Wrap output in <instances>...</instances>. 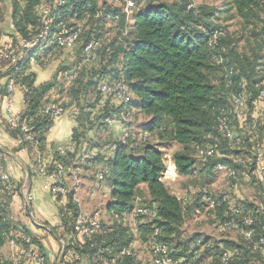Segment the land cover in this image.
<instances>
[{"label": "trees", "instance_id": "obj_1", "mask_svg": "<svg viewBox=\"0 0 264 264\" xmlns=\"http://www.w3.org/2000/svg\"><path fill=\"white\" fill-rule=\"evenodd\" d=\"M40 1H8L11 7L10 17L18 37H31L35 27H40L35 9ZM126 1L133 3L128 12L124 10ZM119 2L123 4L118 6L104 3L98 7V0L65 1V7L57 13L58 20H62L68 28L80 26L79 22L83 25L69 64L60 65L51 81L43 85H35V75L29 71L28 61L17 65L15 72L10 63L0 62V78L8 76L7 83L8 79L13 77L16 86H25L27 89L23 92L24 108L20 116L33 127L37 150L41 152L43 148L45 149V135L52 125V121L41 113L43 105L50 98V92L57 88L58 95L66 96L68 104L79 109L76 119L77 129L80 128V131H73L71 138L75 149H79L81 144L79 137L83 138L86 128L103 127L107 131L101 122L102 118L119 110L110 98L104 97L99 92L98 85L105 79L120 80L127 85L131 94L133 119L136 118L137 113L150 117L149 123L143 125L139 131V133L146 132L148 138L142 142L137 136L136 140L132 130L126 143H118L114 157L109 161L110 171L105 176L110 187L105 211L111 220L108 223L102 220L99 230L93 236L94 241L102 248L111 249L113 253L128 245L134 239L131 237V229L120 219L113 218L112 213L119 216L129 213L139 199L140 204L154 209L156 213L152 221L136 223V228L141 232L140 238L145 241V234L148 236L153 226L158 227L160 240L179 248L182 256L190 257L189 252L196 237L190 239L180 229L185 220L194 214L196 208L206 211L201 197L204 193H210L198 191L193 195V190L188 189L189 193L177 197L169 191L161 180L165 169L162 146L165 143L161 141L163 135L168 138L167 143H175L181 147L180 150L172 153L174 168L180 176L189 177L195 174L197 164L201 167L199 174L208 177L213 170L216 171V164L222 162L236 170L238 175V179L234 182L236 186L241 179H246V176L243 178L240 169L251 170V175L257 182V189L263 196L261 200L263 205H259L257 211L251 206L248 207V204L245 205L243 199H238L234 205L243 212V215L253 217L255 230L253 239H255L264 216V178L256 177L253 156L254 148L264 145V118L261 114L262 107L256 102L258 88L255 86L263 79V75H260L258 70L261 56L259 53L264 46L263 39H256L257 49H252L250 53L238 51L226 37L220 39L216 47L211 48L208 41L215 28L216 16L213 10L197 7L199 13L194 14L192 10H186V6L190 4L187 0L177 2L119 0ZM87 4H90L89 9H86ZM229 4L230 9L245 25L259 22L260 30L256 34L264 36V0H230ZM74 17L80 18V21L72 23ZM107 22L113 24L110 30L114 33H107L111 36L103 34ZM91 38L101 42L96 60L91 64L83 65L74 78L64 76L65 72H70L79 63L82 48ZM11 45L18 48V40ZM37 51L39 50L36 49L32 53L40 60L41 55H38ZM54 53L68 55L66 49L55 44L44 54L50 56V61ZM218 56H222L226 60L224 63L233 67L230 85L224 77V67L215 63ZM59 79H62V83ZM92 89H96L97 94L94 99L88 101L87 94ZM236 90L246 95L245 107L240 113L233 112L229 101L230 92ZM5 92L6 90L2 89L0 94ZM110 102L116 107L107 104ZM220 108L225 109L230 127L240 137L241 144L233 147L220 136L218 149L224 151L226 156L200 163L195 158V145L214 143L213 140H205L204 136L207 132L218 136L215 132V116ZM91 115L94 117L93 121L89 119ZM4 130L14 139L19 135V131L10 129L8 123L4 125ZM152 132L162 136L160 142L150 143ZM23 147L32 149L28 143H21L15 150ZM56 147L57 145L50 150L53 157L50 159L51 162L46 164L48 170L58 166L67 167L66 157L69 154L58 155ZM228 149L238 152L245 150L246 154L241 156L235 152L229 153ZM237 158L245 159L246 165L235 162ZM247 176L250 181V176ZM140 184L146 186L147 201L140 197L141 192L138 191ZM12 185L10 182L0 187L1 194H5L0 201V213L4 215L8 214L7 206L12 196L20 192L19 185L14 188ZM183 197H186V200ZM227 202L231 201L226 199L220 208L209 211L212 214L210 218L220 223ZM64 226L52 227L64 243V256L60 264L65 263L69 250L92 252L88 246H80L76 243L70 227L67 224ZM14 227L9 222H2L0 232H9ZM25 232L43 252L38 239L26 229ZM238 233L241 239L239 242L222 240L216 243L214 251L228 250L230 264H264L263 257L253 248L252 243L243 239L239 231ZM3 242L0 236V244ZM56 261L55 258L50 264H56ZM0 264H12V260H4L0 257ZM44 264H49L46 256ZM124 264H129L128 258L124 259Z\"/></svg>", "mask_w": 264, "mask_h": 264}, {"label": "built area", "instance_id": "obj_2", "mask_svg": "<svg viewBox=\"0 0 264 264\" xmlns=\"http://www.w3.org/2000/svg\"><path fill=\"white\" fill-rule=\"evenodd\" d=\"M66 0H41L36 13L40 21V27H35L34 34L31 37H18L19 47H14L11 44H0V62H8L17 70L16 66L21 62L28 61L39 67H45L49 63L50 56L44 54L53 44L68 50L72 53L76 42L81 32V26L68 28L58 20L57 13L65 7ZM131 1H126L124 5L125 12L132 7ZM90 8V4L86 5V9ZM186 10H192L194 14L199 13V9L192 4L186 6ZM226 31L222 27H215L209 37L208 45L211 48L216 47L219 40L225 37ZM101 48V42L96 38H91L85 43L82 48V56L79 63L70 71L63 75H68L74 78L83 65L93 63ZM109 48V47H107ZM38 49L41 51L40 60L32 51ZM226 60L222 56L215 59L217 65H221L225 70V79L227 84L232 83L231 75L233 67L230 64H225ZM14 78L10 77L6 83V110L8 114L9 128L18 130L19 135L16 140L19 144L28 143L33 151L39 154L36 148L37 140L34 135L33 127L25 119H21L20 113H15L12 110V94L15 89ZM257 91V104L262 107L261 114L264 118V79L255 84ZM23 92L27 91L25 86L21 87ZM99 92L119 108L118 111H113L109 115L102 118L101 122L107 130H111L116 125L121 127L119 139L109 142L99 150L93 148H84L81 146L79 156H76L74 143L69 140L64 144H59L56 147V152L60 156L69 154L66 157L67 168L58 166L53 170H48L47 165L38 160L35 163L36 173L43 179L41 188L46 191L53 202L58 207L59 225L58 227H70L72 237L80 246H88L92 252H73L68 264H124V259H129V264H193L198 259L200 250L209 248L216 249L213 234L207 237H197L194 240L193 247L190 249V257L182 256L180 249L166 241L158 238L160 230L153 226L152 232L149 234L147 241L140 238V231L133 227V235L135 238L128 245L121 247L116 252H112L109 248H102L94 241L93 236L99 230L102 216L100 211H84L80 206L79 199L76 196V191L80 186V165L87 159H95L96 157L103 158L101 168L96 173V179L99 182L104 181L105 176L110 171L109 161L114 157L118 143H126L130 134H132V118L133 109L131 106V94L128 91L127 85L120 80L105 79L98 85ZM229 101L233 112L240 113L244 110L246 103V95L240 91H232L229 94ZM74 117V122L77 125L76 117L79 115L77 107L70 106L68 102L49 99L42 107L41 113L49 121H54L68 110ZM90 121L94 120L93 115L89 117ZM51 127V126H50ZM49 127V129H50ZM215 132L216 137L212 132H207L204 136L205 140H213V144L206 142L202 145H195V158L200 163H206L210 159L225 157L224 151L218 149L220 144V136L233 147L239 146L241 143L240 137L231 129L228 122V116L224 108H220L215 116ZM139 140L144 142L148 138V134L144 131L140 132ZM2 150V149H1ZM254 172L256 177L264 178V145L254 148ZM7 157L2 150L0 153V187L11 182V172L6 169ZM235 162L246 165V160L242 158L235 159ZM217 172L225 176V184L228 187L235 186V181L238 179L236 170L218 162L215 166ZM66 170L69 172L66 175ZM167 171V168L165 169ZM33 195L24 190V198L21 203V213L23 217L31 215V203ZM186 200V197H183ZM224 193L213 196L204 193L201 197L203 207L206 211H214L223 205L226 201ZM224 215L221 220L220 227L234 229L239 231L242 238L252 243L264 259V216L260 223V231L255 239V230L253 228L254 219L250 215H243V212L231 202H227L223 211ZM129 216L135 220L137 217H142L145 222H150L156 217L155 210L143 204L137 199L132 207ZM112 217L125 222L124 215L119 216L112 213ZM2 222H9L15 227L8 232H0L1 238L8 244L12 252V264H44L45 256L38 244L32 241L31 237L25 232L23 224L20 223V218L13 216L8 212L7 215L0 213V225ZM38 225V223H36ZM134 225V224H133ZM138 244L137 248L136 245ZM214 264H230V252L226 249H219L217 262Z\"/></svg>", "mask_w": 264, "mask_h": 264}, {"label": "crops", "instance_id": "obj_3", "mask_svg": "<svg viewBox=\"0 0 264 264\" xmlns=\"http://www.w3.org/2000/svg\"><path fill=\"white\" fill-rule=\"evenodd\" d=\"M6 1H7V5L5 9H3L4 11L2 10L4 13L0 12V20H2L1 16L5 15L3 21L0 22V31H1L0 44L3 45L12 44V42L14 41L17 42L18 40L17 33L15 32L14 25L10 17L11 7L8 4L9 0ZM37 54L41 55V51H37ZM72 56L73 54L70 52H68V55H66V53L65 54L54 53V55H52L51 60L45 67H39L29 63V67H30L29 71H32L35 75V80H34L35 85H43L51 81L52 78H54V75L58 67L60 65L64 66V64L65 65L69 64L71 60L70 58ZM7 77L2 76L0 78V91L2 89L6 90L5 83ZM61 80L59 79L60 83H62ZM57 92H58L57 88L54 89L52 92H50L49 99L55 98L57 100L68 102V98H66V96L62 97L61 95H58ZM6 94H7L6 92L5 94H0V149L5 150L4 152L7 157L6 169L9 172H11V184H13L12 187L14 188L15 186L17 187V185H19L18 188H20L19 189L20 192L12 196L9 205L7 206V212L11 213L16 218L19 217L20 223L23 224L24 228L30 234H32V236L38 239V241L41 244L43 253L46 256V260L50 264L53 262L54 255L56 252L55 244L62 241L55 234V231L51 230L52 227H58L59 225V213H58L59 209L51 199L50 195L41 188L43 179L36 173L34 166L39 159L42 160L45 164L50 163L51 162L50 159L51 157H53L52 152H50V150L56 145L64 144L65 142L71 140L73 131L79 132L80 128L77 129V125L74 122L75 120L73 114L69 109L65 114L52 121V125L50 129L47 131L45 135V149L43 148L44 151L42 150L41 152H39V154H37L33 151V149H28L27 147H23L20 150L19 149L15 150L17 149L19 143L17 142L16 139L10 137V135H8V133L4 130V125L8 121V114L6 110V99H7ZM11 105H12V110L15 113H20L24 108L23 91L21 90V87L18 85L15 86V89L13 91ZM114 107L116 106L114 105ZM138 114L143 116L144 120L141 123V125H139V123H137V125L135 126L134 124H132V130L133 132H135V134L139 133L141 127L149 123L150 120L149 116H146L141 113H137V115ZM133 120H135V118ZM99 129L86 128L84 130L83 138L82 136L79 137V141H81V144L79 149H76L75 152L76 156H79L82 145L84 146V148H93L95 150H99L100 147H102L103 145L119 139L121 134V127L119 125H116L111 130H107L105 133L103 131L98 132ZM163 151H164V158H170V159L168 160L169 166L167 167V171L165 170L163 172L161 180L165 185L167 184L165 181L169 182L168 183L169 185L166 186L172 188L173 184L170 183L174 180L175 177L177 178V176L180 175L177 174L174 168L172 162V155L168 154V152H166L165 149H163ZM102 160L103 158L101 159V157H96L95 159L94 158L87 159L84 161V163H82V165H80V169H79L80 186L76 191V196L79 199L82 210L84 211L91 212L97 209L101 213V210L99 208L94 207L95 204L98 205L100 201L105 197L106 199L104 201L106 203L109 201L110 187L108 185V182L106 181V179H104V181L102 182H99L96 179V173L101 168ZM66 172H67L66 175H68L69 172L67 170ZM180 177L184 178L187 176H180ZM173 189L175 190V192H173L172 190L170 192L176 195L177 197H179L178 192H180V190H176L175 188ZM188 189L193 190L192 187H188ZM24 190L30 192L34 197L31 203L32 213L28 217H23L21 213V203L24 198ZM138 191L147 194V189L144 184L138 185ZM4 195H2L0 192V201H2L1 197H3ZM236 201H232V202L235 203ZM104 212L106 216H108L109 219L111 220V217L105 211V209ZM193 216L196 217L197 215L193 214L191 217ZM129 217H130L129 214H125L124 215L125 221ZM102 220H103V216H102ZM36 223H38V225ZM209 234L211 233H205L200 236L197 235H193V236H195L196 238L202 236L207 237V235ZM187 236L190 235L186 234V237ZM4 251L6 253H4ZM72 253L73 252H71L70 250L68 251V255L65 258L64 264L69 263L72 257ZM12 255L13 254L9 246L8 249L5 247H0L1 258H3L4 260H12Z\"/></svg>", "mask_w": 264, "mask_h": 264}, {"label": "rangeland", "instance_id": "obj_4", "mask_svg": "<svg viewBox=\"0 0 264 264\" xmlns=\"http://www.w3.org/2000/svg\"><path fill=\"white\" fill-rule=\"evenodd\" d=\"M168 2H177L179 0H167ZM190 2V4H192L194 7H202V8H206V9H210L213 10L215 13V19H214V24L215 27H222L225 31H226V35L225 37L227 38V40H229V43L235 45V48L238 51L241 52H245V53H250L252 49H257L256 48V39L257 38H262L263 39V44L264 45V36L262 35H257L256 33L259 32L260 30V23L256 22V23H251L249 25H245L244 22L238 18L235 14L234 11L232 9H230V0H187ZM114 4V5H118L121 6L123 3L119 2V0H98V7L103 5V4ZM146 4V3H145ZM7 5V1L6 0H0V12L4 13L3 9H5ZM144 5V4H143ZM39 7V3L36 6V10ZM3 10V11H2ZM8 15V14H7ZM5 16V15H4ZM4 16H1L0 22L3 21ZM72 23L75 22H79L80 18H75L74 20H72ZM80 26L83 25V23L79 22L78 23ZM112 22H107L105 29L103 31V34L105 33V35H109L107 33H114V31H111ZM3 29V28H1ZM1 32V31H0ZM1 34V33H0ZM111 36V35H109ZM108 36V37H109ZM262 36V37H261ZM260 58L258 61V70L260 71V75H263V79H264V46L262 48V51L259 53ZM96 90V89H95ZM94 89H92L88 94H87V100L91 101L92 99H94L96 97L97 92ZM62 94H64V92H62ZM110 106H113L114 104L112 102L107 103ZM144 118L143 116H141L140 114H136V118L135 120H133L132 118V122L135 125H137V123H139V125H141V123L143 122ZM138 125V126H139ZM99 129V128H97ZM102 129H104L102 127ZM101 128L99 129L98 132L103 131L104 133L106 132V130H102ZM136 129V128H134ZM96 131V130H95ZM139 133L134 132V138L136 136V140H137V136ZM151 142L152 144H155L157 142H160L161 137L160 134H157L155 132H152L151 134ZM157 138V141H156ZM160 139V140H159ZM168 139V138H167ZM166 136L163 135V139L161 141H163V148L165 149L166 152H168V154L172 155V153H174L175 151H178L181 149V147L175 143H167ZM229 153H237L240 154L241 156L246 154L245 150H235V151H231L228 149ZM170 158H164V164H165V169L169 166L168 164V160ZM164 169V171H165ZM201 171V167L199 165L196 164V173L193 175H190L189 177H180L177 176V178H174V182L172 181L170 184H173L172 188H169L167 186V188L169 189V191H173L175 192V190L173 188H175L176 190H180V192H178L179 197L183 196L186 192L189 193L188 187H192L193 188V195H195L198 191L200 192H208L210 194H221L224 193L225 197L231 201V203L234 204V202L232 201H236L237 199H243L245 201V205L248 204V207L251 206L252 209L254 211H257L259 209V205L262 206V198L263 196L261 195V193L259 192V190L257 189V185H256V181L253 178V176L251 175V170H244V169H240L241 173L243 174V178L244 176H246V179L243 180L241 179V181H239V183H237L236 186L233 187H228L225 184V176L220 174L217 171H214L210 174V176L207 177V175H200L199 172ZM247 175L250 176L251 180L248 181L247 179ZM167 184L169 185L167 181H165ZM147 195H145L144 193L140 194V197H142L143 199H145L147 201ZM242 197V198H239ZM106 199L103 198L100 203L97 205L95 204L94 207H97L101 210L102 216H103V221L104 223H108L110 222V219L108 216H106L104 209L106 208V202L104 201ZM197 210L194 212V215H197L196 217H188L185 222L182 224L181 226V231L184 232V234L186 235H190L187 237L194 238L195 236L193 235H203L205 233H212L213 234V239H214V243L216 244L217 242H220L222 240H231L234 242H239V240H241L239 238V233L238 231L234 230V229H227V228H221L220 224L218 221L213 220V218H210L212 214L209 213V211H204L203 209L200 208H196ZM97 210V209H95ZM93 210V211H95ZM141 221H145L142 217H137V220L134 221L133 218L129 217L126 219V221L124 222L125 225L129 226V228L131 230H133V227L135 226L136 223L141 222ZM134 224V225H133ZM130 230L131 233V237L135 238V236L133 235V231ZM192 236V237H191ZM145 241H147L149 235L147 236V234H145ZM56 252L54 255V260L55 258L58 260L60 252L62 250V246H63V242L60 241L59 243H56ZM136 248L138 247V244H135ZM0 247H5L8 249V245L7 243H1ZM3 253V252H1ZM4 253H6L4 251ZM217 255H218V251H214L211 250L209 248H206L204 250H200L199 255H198V259L193 262V264H214L217 262ZM53 260V261H54ZM58 262L56 261V264Z\"/></svg>", "mask_w": 264, "mask_h": 264}, {"label": "water", "instance_id": "obj_5", "mask_svg": "<svg viewBox=\"0 0 264 264\" xmlns=\"http://www.w3.org/2000/svg\"><path fill=\"white\" fill-rule=\"evenodd\" d=\"M3 151H5L4 149H2ZM52 230V229H51ZM53 231V230H52ZM63 256H64V244H63V246H62V250H61V252H60V255H59V258H58V260H57V264H59L61 261H62V258H63Z\"/></svg>", "mask_w": 264, "mask_h": 264}]
</instances>
